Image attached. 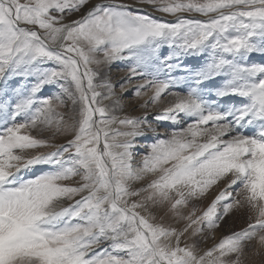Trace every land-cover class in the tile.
Instances as JSON below:
<instances>
[{
  "label": "snow or ice",
  "instance_id": "obj_1",
  "mask_svg": "<svg viewBox=\"0 0 264 264\" xmlns=\"http://www.w3.org/2000/svg\"><path fill=\"white\" fill-rule=\"evenodd\" d=\"M139 3L207 19L163 22L118 0H0V264H245L251 242L264 249V62H247L264 56V0ZM124 59L150 77L135 90H153L142 107L187 85L155 121L192 122L160 139L146 115H115L98 69ZM45 88L58 92L38 99ZM213 188L206 210L185 212ZM165 208L182 228L155 222ZM234 211L246 226L201 248L205 229Z\"/></svg>",
  "mask_w": 264,
  "mask_h": 264
},
{
  "label": "rangeland",
  "instance_id": "obj_2",
  "mask_svg": "<svg viewBox=\"0 0 264 264\" xmlns=\"http://www.w3.org/2000/svg\"><path fill=\"white\" fill-rule=\"evenodd\" d=\"M101 2V0H92V3ZM120 3H124L129 5L132 10L137 11L139 14H147L151 15L155 19H159L163 22H175L177 19V16H180L182 18H197L201 20L207 19V17H203L198 13H178L177 16H173L170 14H166L163 12L156 11L152 6L147 4H141L139 3V0H118ZM149 13V14H148ZM83 14L81 13H73L71 16H69V19H76L79 17V15ZM155 14V15H154ZM162 52H165L166 54L170 52L171 50L165 45L161 48ZM183 62L190 66L195 67L198 65L201 61L195 57H188V58H182ZM263 59V60H262ZM250 63H261L264 62V56L260 55L259 53L251 55L250 58L247 61ZM191 64V65H190ZM48 66H54V65H48ZM133 66V62L127 59L124 60H115L111 63H106L99 67V71L101 73L100 79L108 81L112 87L113 91L115 93V96L113 97V100H119V107L117 108V111L114 113L115 115H121L123 112L126 114L132 113L131 116L134 117H143V111H145V115L147 116L149 122L152 121V124L156 127L154 116L158 113H160L163 108L169 106L170 103L167 102L168 96H170L171 93L178 92L181 95H185L187 92L186 90H181L180 86H173L170 87L168 90L165 91V93L162 94L160 101L157 104H151L149 103L147 107H142L141 105H144L146 102L150 101L153 90L152 89H144V94L140 97H137L135 95V90L137 87L145 82V80L150 79V77H141L139 75H132L130 68ZM93 68L96 66L93 65ZM111 74V75H110ZM171 75H177L176 72H173ZM120 77V78H119ZM119 78V79H118ZM169 78V74L162 71L158 79L166 80ZM34 81H25L20 80L19 86L21 88L27 87L30 89L31 84ZM100 80H97V83H99ZM223 83L222 79L216 80L215 85H218V83ZM14 87L16 85H13ZM102 92H107V89H98ZM55 91L58 92V88H45L42 89L41 93L37 94V97L43 98L46 95H49V92ZM186 91V92H185ZM207 91V90H205ZM173 96V95H172ZM207 98V97H206ZM239 98H235V102H238ZM104 104H106L109 107H112V101H104ZM68 108H71V102H68ZM61 111H67V109H61ZM128 112V113H127ZM131 112V113H130ZM148 112V113H147ZM142 113V115H141ZM135 114V115H134ZM139 114V115H138ZM152 114V115H150ZM141 115V116H140ZM154 121V122H153ZM166 122V123H165ZM191 119L186 118L179 124H173L171 121H164L163 126H158V132L163 131L164 137L159 136L160 139L167 138V134H170L174 130H179L182 127H186L188 123H191ZM159 123V122H158ZM168 123V124H167ZM170 126V127H169ZM251 129V128H249ZM248 129V130H249ZM31 134L33 135H41L39 128L37 129H28ZM243 131V129H242ZM44 137V135H43ZM45 138V137H44ZM58 140V141H57ZM66 141V137L64 136H57L54 140V143H58L61 141ZM156 140V139H155ZM155 140L153 142H155ZM138 142V143H137ZM151 142V143H153ZM137 145L144 147V153L138 154L137 156L143 157L147 152L150 151V145L142 144L140 140L136 141ZM140 143V144H139ZM144 145V146H143ZM45 149H41L40 151H44ZM146 182V181H145ZM136 187H139L140 184L135 185ZM223 185H221L222 187ZM218 188H213L209 194L212 192H215L214 194L218 193ZM203 198V197H202ZM200 199L190 201L188 209H185V212L190 211L192 208H195L197 211V214H201L204 210H206L207 206L210 204L203 203ZM219 207V206H218ZM154 215L156 216L155 222H162L165 225H171L172 227L176 228H182L184 226L183 221H176L174 218L171 217L170 214L167 213L166 208L165 209H157L154 212ZM248 220H247V214L244 211H234L233 213H230L228 216L224 217L222 221L219 222V226L215 229H205V233L200 238V247L207 249L211 248L214 244L218 243L221 238L224 236L230 234L234 231H239L243 227L246 226ZM213 232L216 233L215 236L213 235ZM211 235V236H210ZM214 236V237H212ZM259 248V245L256 243V241L251 242L250 248H249V254L246 257L245 264H264V249H260V254L256 255L255 252Z\"/></svg>",
  "mask_w": 264,
  "mask_h": 264
},
{
  "label": "bare ground",
  "instance_id": "obj_3",
  "mask_svg": "<svg viewBox=\"0 0 264 264\" xmlns=\"http://www.w3.org/2000/svg\"><path fill=\"white\" fill-rule=\"evenodd\" d=\"M149 14V13H148ZM155 15V14H154ZM154 17V16H153ZM263 60V59H262ZM196 61H197V58H196ZM201 63V62H200ZM196 64L197 63H195V66H196ZM191 65V64H190ZM193 67V66H192ZM111 75V74H110ZM120 78V77H119ZM118 78V79H119ZM182 85L180 86V89L181 90H183V92H184V90H186V88H187V85L186 84H183V83H181ZM218 85H222V83L221 82H219L218 83ZM214 87V85L213 84H205V86H204V89L205 90H208V89H210V88H213ZM186 92V91H185ZM53 94H55V91H51V92H49V95H53ZM183 95V94H182ZM38 99L40 98V97H37ZM175 100V97L174 96H172L171 94H170V96H168V99H167V102L168 103H172L173 101ZM144 113H143V115H142V113H141V115L142 116H145V111H143ZM128 113V112H127ZM131 113V112H130ZM148 113V112H147ZM124 115H129V116H131L132 115V113H131V115L130 114H126L125 112H123V114H121V115H118V116H124ZM135 115V114H134ZM139 115V114H138ZM140 115V116H141ZM150 115H152V114H150ZM134 117V116H133ZM21 120L23 119L22 117L20 118ZM186 118H184L183 120H185ZM154 122V121H153ZM168 122V121H167ZM151 123H152V121H151ZM163 123H164V121L163 122H157V121H155V123L154 124H156V128L159 126H163ZM166 123V122H165ZM168 124V123H167ZM170 127V126H169ZM158 129V128H157ZM247 131L250 133L252 130L251 129H247ZM159 133H160V136L161 137H164V133H163V131H159ZM44 135V137L45 138H47V137H50V133H44L43 134ZM155 139H157V137L155 136V135H153V134H149L146 138H142V139H139L140 140V142L143 144H147V145H150V144H152L151 142H153ZM58 141V140H57ZM61 143H65V141H61V142H58L57 144H61ZM138 143V142H137ZM140 144V143H139ZM144 146V145H143ZM143 148L144 147H142V146H138L136 149H135V162L136 163H138L140 160H141V156L139 155V156H137L138 154H142V153H144V150H143ZM44 151H49V149H45ZM40 168H42V169H44V170H47L46 168H44V166H40ZM39 171H40V169H37V172L39 173ZM215 192H212L211 194H208L206 197H203L202 198V202L203 203H205V204H209L210 202H211V200L214 198V196L217 194H214ZM215 234L216 233H214L213 232V235L215 236ZM211 236V235H210ZM214 236H212V237H214ZM216 237V236H215Z\"/></svg>",
  "mask_w": 264,
  "mask_h": 264
}]
</instances>
